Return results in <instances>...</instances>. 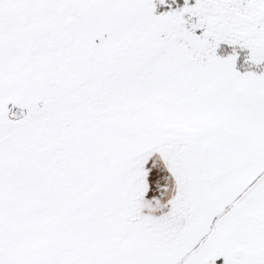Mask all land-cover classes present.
I'll return each mask as SVG.
<instances>
[{
  "label": "snow or ice",
  "instance_id": "1",
  "mask_svg": "<svg viewBox=\"0 0 264 264\" xmlns=\"http://www.w3.org/2000/svg\"><path fill=\"white\" fill-rule=\"evenodd\" d=\"M0 264H264V0H0Z\"/></svg>",
  "mask_w": 264,
  "mask_h": 264
}]
</instances>
